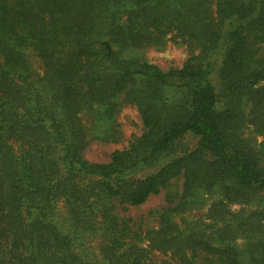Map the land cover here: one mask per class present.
I'll return each instance as SVG.
<instances>
[{
    "label": "trees",
    "instance_id": "trees-1",
    "mask_svg": "<svg viewBox=\"0 0 264 264\" xmlns=\"http://www.w3.org/2000/svg\"><path fill=\"white\" fill-rule=\"evenodd\" d=\"M169 43L180 68L119 58ZM126 105L142 134L88 162L83 114L102 108L113 133L93 138L115 143ZM161 192L150 249L264 264V0H0V264H171L119 213Z\"/></svg>",
    "mask_w": 264,
    "mask_h": 264
},
{
    "label": "rangeland",
    "instance_id": "rangeland-1",
    "mask_svg": "<svg viewBox=\"0 0 264 264\" xmlns=\"http://www.w3.org/2000/svg\"><path fill=\"white\" fill-rule=\"evenodd\" d=\"M26 56L30 61L32 70L36 74H42L44 70L43 63L34 54L33 51H26ZM119 58L126 59H138L145 61L149 64L156 65L162 71H168L169 69L180 68L184 65L189 58L187 49L182 45L167 44L164 47H149L141 50H130L124 53H119ZM101 111L89 112L83 114L82 120L86 131L88 132V138L90 139L88 146L83 152V157L90 163H107L110 160V155L116 150L126 149L129 143L135 137H139L142 134L143 126L138 114L137 109L134 106L126 105L115 116L114 122L118 124V132L120 135L119 140L115 143H102L99 140L94 139L95 135L106 137L113 133L111 122L106 123V120L102 118ZM249 133V132H248ZM181 182H175L171 190L180 187ZM212 198L206 200L204 207L195 208L181 215L186 220H194L196 218H204L207 215L208 207L210 206ZM214 200V199H213ZM212 200V201H213ZM165 206L164 192L159 195L150 196L149 199L141 206H127L125 210H119L121 217H127L131 220V226L133 233L135 234V242L140 246L148 249L150 255L156 258L159 263L168 261L171 264H179L177 261H172L169 254H162L156 250L150 249L148 235L151 231H155L158 227L156 214ZM248 209H252V204H248ZM241 206H233V210H238ZM175 221L179 222L180 218H175ZM239 242V240H238ZM97 241L93 242V246ZM240 243V242H239ZM245 250V249H244ZM94 254L97 255V251L93 248ZM103 264V263H98Z\"/></svg>",
    "mask_w": 264,
    "mask_h": 264
}]
</instances>
